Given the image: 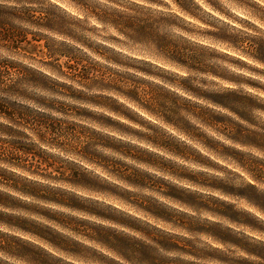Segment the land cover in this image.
<instances>
[{"label":"clouds","instance_id":"clouds-1","mask_svg":"<svg viewBox=\"0 0 264 264\" xmlns=\"http://www.w3.org/2000/svg\"><path fill=\"white\" fill-rule=\"evenodd\" d=\"M0 264H264V0H0Z\"/></svg>","mask_w":264,"mask_h":264}]
</instances>
